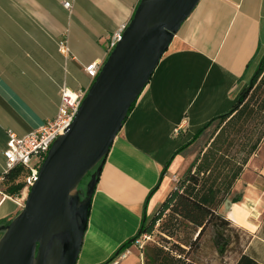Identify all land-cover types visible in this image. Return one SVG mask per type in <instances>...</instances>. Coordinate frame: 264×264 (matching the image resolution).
I'll list each match as a JSON object with an SVG mask.
<instances>
[{
    "label": "crops",
    "instance_id": "obj_1",
    "mask_svg": "<svg viewBox=\"0 0 264 264\" xmlns=\"http://www.w3.org/2000/svg\"><path fill=\"white\" fill-rule=\"evenodd\" d=\"M138 2L0 0V173L8 133L21 137L54 120L62 89L88 90L85 67L105 61L112 35L128 24ZM263 54L264 0L199 1L110 147L76 264H105L142 221L152 220L212 136L213 125L202 129L230 110ZM259 152L234 186L226 211H219L236 227L252 226L250 233L264 190L243 178L259 164L253 159ZM258 166L256 178L264 181V163ZM235 197L238 202L231 201ZM15 198L0 183V222L22 209ZM124 251V259L109 264H144L133 245ZM217 263L211 258L210 264Z\"/></svg>",
    "mask_w": 264,
    "mask_h": 264
},
{
    "label": "water",
    "instance_id": "obj_2",
    "mask_svg": "<svg viewBox=\"0 0 264 264\" xmlns=\"http://www.w3.org/2000/svg\"><path fill=\"white\" fill-rule=\"evenodd\" d=\"M199 1L139 0L71 123L49 148L22 209L0 226V264L77 263L110 147Z\"/></svg>",
    "mask_w": 264,
    "mask_h": 264
},
{
    "label": "trees",
    "instance_id": "obj_3",
    "mask_svg": "<svg viewBox=\"0 0 264 264\" xmlns=\"http://www.w3.org/2000/svg\"><path fill=\"white\" fill-rule=\"evenodd\" d=\"M211 125L212 136L152 220L148 224L142 221L137 234L126 241L105 264L115 260L137 238L143 235L151 238L157 224L162 231V244L144 245V264H197L189 257L208 228L214 232L212 246L216 254L223 258L231 246L228 235L231 222L219 211L242 178L250 159L264 146V54L248 85L242 89L230 110L212 119L202 131ZM25 175L22 168H16L7 175L3 182L5 195L18 196ZM238 200L235 197L231 201ZM166 216L169 224L161 223ZM11 219L1 221L0 225L8 224ZM180 227L189 233V239L183 241L178 237ZM235 264L260 263L241 254Z\"/></svg>",
    "mask_w": 264,
    "mask_h": 264
},
{
    "label": "built area",
    "instance_id": "obj_4",
    "mask_svg": "<svg viewBox=\"0 0 264 264\" xmlns=\"http://www.w3.org/2000/svg\"><path fill=\"white\" fill-rule=\"evenodd\" d=\"M63 7L65 9H70L71 3L64 2ZM125 27L126 25L119 27L112 35L108 46L107 56L120 40ZM60 51L63 54L67 53V48L64 43L60 44ZM101 65L102 63L93 62L85 67V74L90 79L91 83L97 77ZM86 92L87 91L69 92L67 89H62L60 93L58 112L54 120L21 137L13 133H8L6 149L2 152L4 168L0 173V183H3L5 181V177L11 174L16 168H22L26 172L23 188L20 194L16 196L17 198H15L20 208L23 207L24 200L29 192V189L37 180L39 167L49 148L56 138L62 135L64 130L71 123L83 98L85 97ZM180 129L181 128L178 127L175 132H178ZM1 202L2 200L0 203ZM149 239V236L143 235L137 238L132 245L142 251L144 245L149 241ZM126 255L127 251H123L117 256L114 263L124 259Z\"/></svg>",
    "mask_w": 264,
    "mask_h": 264
},
{
    "label": "rangeland",
    "instance_id": "obj_5",
    "mask_svg": "<svg viewBox=\"0 0 264 264\" xmlns=\"http://www.w3.org/2000/svg\"><path fill=\"white\" fill-rule=\"evenodd\" d=\"M259 158H253L256 163L251 165V169L243 178V182L253 183L258 190H264V181L257 179L258 173V165L264 163V146L259 152ZM254 157V156H253ZM253 167V168H252ZM264 173V171H263ZM88 174L80 183L79 188L84 189L85 185L89 181ZM178 184V183H177ZM177 186V185H176ZM255 188V187H254ZM263 188V189H262ZM229 199L227 200L226 204L228 203ZM258 212L254 215V225H256V230L254 233H250L252 226H244V229L234 226L230 223L229 228V237L231 239V246L229 247L228 251L225 253L223 258H220L213 246H212V237L214 232L211 228H208L204 233L203 237L201 238L197 248L192 250L190 254V260L195 261L197 264H210L211 258L217 259V264H235L241 254H246L253 258L255 261L263 262L264 263V201L258 200ZM224 207V206H223ZM222 207V208H223ZM221 208V209H222ZM227 208H223L222 212L224 213ZM222 216V215H221ZM224 217V216H223ZM225 218V217H224ZM169 218L166 216L163 218L161 223L169 224ZM161 225V224H160ZM166 227V226H165ZM162 231L160 230V226L158 224L153 230V236L147 242V245H159L162 244L161 242V234ZM188 232H184L182 227L178 230V237L185 241V238L189 239L190 235ZM188 235V236H187ZM1 236V233H0ZM143 255V253H142Z\"/></svg>",
    "mask_w": 264,
    "mask_h": 264
},
{
    "label": "bare ground",
    "instance_id": "obj_6",
    "mask_svg": "<svg viewBox=\"0 0 264 264\" xmlns=\"http://www.w3.org/2000/svg\"><path fill=\"white\" fill-rule=\"evenodd\" d=\"M251 194H252V193H251ZM247 199H248V198H247ZM237 206H239V205H237ZM232 208H233V207H232ZM232 213H234V212H232ZM232 213H231V215H232ZM233 215H234V214H233ZM233 215H232V216H233ZM228 218H230V217H228ZM231 218H232V217H231ZM243 218H244V217H243ZM245 221H246V220H245ZM238 223H239V222H238ZM238 225H239V224H238ZM240 225H241V224H240ZM240 225H239V226H240ZM241 226H242V225H241Z\"/></svg>",
    "mask_w": 264,
    "mask_h": 264
},
{
    "label": "flooded vegetation",
    "instance_id": "obj_7",
    "mask_svg": "<svg viewBox=\"0 0 264 264\" xmlns=\"http://www.w3.org/2000/svg\"><path fill=\"white\" fill-rule=\"evenodd\" d=\"M0 226H2V225H0Z\"/></svg>",
    "mask_w": 264,
    "mask_h": 264
}]
</instances>
